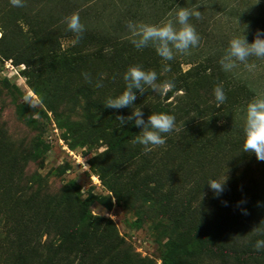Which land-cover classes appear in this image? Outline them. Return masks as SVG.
Instances as JSON below:
<instances>
[{
  "label": "trees",
  "instance_id": "obj_1",
  "mask_svg": "<svg viewBox=\"0 0 264 264\" xmlns=\"http://www.w3.org/2000/svg\"><path fill=\"white\" fill-rule=\"evenodd\" d=\"M102 1L105 4L92 16L98 18L99 27L84 29L74 46L80 50H73L59 42V36L75 38L63 22L73 12L58 11L48 21L43 11L24 12L10 0H0L1 41L10 42L7 57L25 63L30 76L51 83L63 80L59 72L65 71L71 57V71L84 82L79 68L101 64L103 87L91 88L98 80L96 74L95 83L87 81L86 110L108 129L103 169L109 188L121 200L122 190L115 180L125 178L128 193L152 199L160 215L182 232L195 231L191 244L166 252L163 264H264V248L255 249V242L264 239V165L260 175L252 170L256 155L242 151L244 125L236 119L245 115L247 103L262 92H252L242 64L224 71L219 63L232 37L242 36L246 29L251 42L258 32L264 33V0H163V5L148 9L132 3L108 6L113 0ZM197 5L201 17L190 18V23L200 41L190 55L177 54L165 62L153 47L138 51L130 43L129 22L155 24L171 18L169 13L178 7ZM42 30L49 35L45 34L47 43L38 50L35 43ZM257 61L256 68L264 67V59ZM165 63L167 72L163 71ZM184 64H190L189 68L185 70ZM135 65L155 70L158 83L175 85L163 95L150 89L137 93L135 103L145 119L151 112H168L176 120V130L165 134L166 143L147 153L133 143L139 129L132 124L119 128L115 119L118 114L127 116L131 109L103 105L106 98L124 90L123 74ZM217 85H222L227 97L219 107L213 97ZM8 148L0 132V264H152L133 251L112 219L92 213L91 196L78 199L76 191L68 188L59 198L34 196L38 189L21 185V174L14 171V160L27 154L13 155ZM133 165L145 168L132 169ZM146 169L151 172L142 174ZM210 179H226L222 192L209 187ZM96 201L112 207L111 198L100 196Z\"/></svg>",
  "mask_w": 264,
  "mask_h": 264
},
{
  "label": "rangeland",
  "instance_id": "obj_2",
  "mask_svg": "<svg viewBox=\"0 0 264 264\" xmlns=\"http://www.w3.org/2000/svg\"><path fill=\"white\" fill-rule=\"evenodd\" d=\"M115 3L124 6L132 3L139 9H148L163 5V0L106 2L108 6ZM104 4L102 0H27L23 4V11H43V19L48 21L58 11H70L78 14L84 29H88L98 26V18L93 20L92 16ZM86 14L91 16H85ZM23 26L27 28L26 25ZM40 33L41 39L35 43L38 50H42L47 43L44 42L45 34L49 35L48 31L42 30ZM1 36L0 29V132L9 142L7 151L13 155L20 151L27 154L20 161L17 158L14 160V171L21 174L20 184L38 189L33 191V195L38 198H59L65 188L76 191L78 199L91 196L94 199L92 213L112 219L119 234L148 263L163 264V256L169 249H180L191 244L195 231L189 229L190 231L182 232L172 221L160 215L157 204L152 199L141 193H128L125 178L114 179L116 187L122 190L121 200H117L109 188L110 180L104 175L103 169V154L108 148L105 136L108 129L102 126L98 118L93 120L86 110L89 101L86 97L87 81H81L71 71L74 66L73 57L70 58L71 62H66L65 71L59 72V77L63 76L61 82L40 81L35 76H30L25 63L17 64L13 58L7 57L10 42L1 41ZM73 39L72 35L59 36L62 47L80 50L71 45ZM83 52L88 53L87 50ZM257 60L255 57L249 58L250 63H256ZM97 64L99 65L93 69L85 65L79 71L87 73L94 83L98 75L97 81L101 82L104 70L100 63ZM189 66L190 64H184L183 68L186 70ZM246 79L253 86L252 92L259 89L264 94V67L247 71ZM91 88L95 89V84ZM25 96H29L32 106L24 101ZM236 119L244 125L245 115L236 116ZM35 155L37 157L34 159ZM262 165L264 160L262 162L256 157L251 168L260 175ZM135 168L145 167L133 165L132 169ZM144 172L147 174L151 171L142 170V174ZM137 188H141V185H137ZM100 196L111 198L110 209L96 201Z\"/></svg>",
  "mask_w": 264,
  "mask_h": 264
},
{
  "label": "clouds",
  "instance_id": "obj_3",
  "mask_svg": "<svg viewBox=\"0 0 264 264\" xmlns=\"http://www.w3.org/2000/svg\"><path fill=\"white\" fill-rule=\"evenodd\" d=\"M10 2L14 7H23V0H10ZM169 16L171 18L155 24L129 22L127 29L130 43L138 51L149 46L153 47L156 54L165 62L172 61L177 54L190 55L191 49L198 47L200 41L199 34L190 23V18L201 17L199 5L193 8L178 7L174 13H169ZM63 22L67 30L75 35L70 42L75 46L84 32V25L80 22L79 15L73 13L65 17ZM245 30L242 36H234L229 40L228 48L219 60L224 71L235 69L239 63L251 72L256 68V64L250 63L249 58L264 59V33L258 32L249 42ZM168 70L169 65L165 63L163 71ZM83 75L84 79L91 83L90 76L87 73ZM122 78L125 82L124 90L119 95L106 98L103 105L114 110L131 109L127 116L116 115L118 127L132 124L138 128L133 143L142 145L146 153L151 152L166 143L165 134L176 130V120L175 116L168 112H151L145 119L142 108L135 103L137 93L143 94L150 89L155 94L163 95L175 85L172 81L158 83V74L155 70H145L139 65L130 66ZM95 87L101 88L103 84L97 81ZM213 97L217 107L225 103L227 97L222 85H217L213 89ZM24 101L32 106L29 96H25ZM244 133L242 151L255 153L258 160H264V94L254 97L247 103ZM225 181L226 179L222 181L210 179L207 184L215 193H220ZM262 248H264V239H258L255 242V249L259 251Z\"/></svg>",
  "mask_w": 264,
  "mask_h": 264
},
{
  "label": "built area",
  "instance_id": "obj_4",
  "mask_svg": "<svg viewBox=\"0 0 264 264\" xmlns=\"http://www.w3.org/2000/svg\"><path fill=\"white\" fill-rule=\"evenodd\" d=\"M7 65H11V64H7Z\"/></svg>",
  "mask_w": 264,
  "mask_h": 264
}]
</instances>
